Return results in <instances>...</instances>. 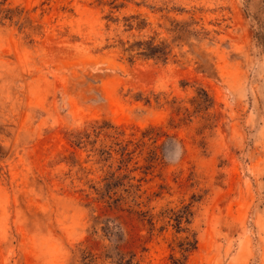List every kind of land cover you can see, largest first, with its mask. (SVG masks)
<instances>
[{
	"label": "rangeland",
	"instance_id": "rangeland-1",
	"mask_svg": "<svg viewBox=\"0 0 264 264\" xmlns=\"http://www.w3.org/2000/svg\"><path fill=\"white\" fill-rule=\"evenodd\" d=\"M0 9L14 10L11 21L0 14V264H86L85 248L128 252L135 264H264V0H0ZM131 15L143 31L125 30ZM182 24L189 34L177 39ZM201 27L207 36H195ZM149 36L170 42L172 57L130 63L119 42ZM198 88L208 107L193 103ZM94 121L120 132L127 170L119 152L99 153L111 142L103 135L70 139ZM127 171L139 198L122 194L115 206L106 184ZM189 203L182 227L196 245L181 254L186 234L163 218Z\"/></svg>",
	"mask_w": 264,
	"mask_h": 264
},
{
	"label": "trees",
	"instance_id": "trees-1",
	"mask_svg": "<svg viewBox=\"0 0 264 264\" xmlns=\"http://www.w3.org/2000/svg\"><path fill=\"white\" fill-rule=\"evenodd\" d=\"M113 7L122 8L123 5H114ZM0 14H5V16L7 17H4L3 19L7 18L11 21L14 16V10L0 9ZM123 21L125 30L128 32H141L147 26L145 20L141 19L138 15L124 17ZM195 25L197 26V23H195ZM173 32L175 33V31L173 30H167L168 34H173ZM176 34H178L179 36L177 37V39H181V37H184L185 34H189V31H187V29H185V26H183L182 24ZM194 34L195 36L208 35V33L205 32L202 27L194 31ZM119 46L130 63L138 58L151 59L157 62L167 63V61H169V59L172 57V47L170 42H167V40L159 41L155 36L139 37L132 39V41H120ZM152 98L155 103L161 102L159 96L153 95L145 96L142 100L145 101V103H150ZM192 101L193 103L208 107L210 105L211 98L209 97L206 90H204L203 88H198L195 91V96L193 97ZM167 102L168 101L164 99V103ZM148 131L150 136L148 137L149 139L152 137H158L159 132L154 128H150ZM91 133L95 134L96 137L103 135L106 139H110V145L103 147V150L99 153L101 155H106L107 159H112L113 153L119 152L120 166L121 168L124 167V169L127 170L126 162L131 160V157H128L131 152L127 151V144L122 146V142H118L121 134L111 123L106 121H94L89 123L82 132L70 133L69 137L73 141V143L80 144L84 142L83 139L88 138ZM142 138H145V136H142ZM153 143H156V139L153 141ZM115 146H119L120 149L116 151L114 149ZM156 159H158V155L156 154L155 150H149L146 162L152 163ZM134 181L135 179L134 177H130L129 171H127V173L123 174L121 177L115 176L114 174L110 175V181H108V183L106 184V186H112V188H109L107 190V199L111 200L110 203H113L115 206L120 205L121 202L126 199V197H124V195L122 194H125L127 198H131L132 200L139 198L137 194L141 189L140 181L138 180L136 183H134ZM117 188L119 189L116 190ZM136 205L139 206V203H136ZM140 214H143L142 216L144 217L148 216L150 221L153 220V216L148 215L147 212H143ZM167 214L168 216H164L163 219L166 218L168 220L167 222L171 223V226L176 230V232H184L186 234L180 244L181 254L193 249L196 245L195 233L192 232L188 227H182L183 224L186 226L190 224V220L193 216L192 205L190 203L187 205H182L180 209L176 211L170 209L168 210ZM106 230L110 231L113 230V228L106 227ZM81 254L82 261H84V263L86 264H135V255L128 252L119 251L116 255V259L106 254L97 255L90 250L87 251L86 248L81 251Z\"/></svg>",
	"mask_w": 264,
	"mask_h": 264
}]
</instances>
